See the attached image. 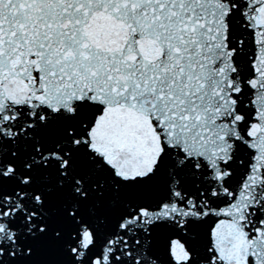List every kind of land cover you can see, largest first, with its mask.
<instances>
[{
  "label": "snow or ice",
  "instance_id": "6c2138e0",
  "mask_svg": "<svg viewBox=\"0 0 264 264\" xmlns=\"http://www.w3.org/2000/svg\"><path fill=\"white\" fill-rule=\"evenodd\" d=\"M0 264H264V0H0Z\"/></svg>",
  "mask_w": 264,
  "mask_h": 264
}]
</instances>
